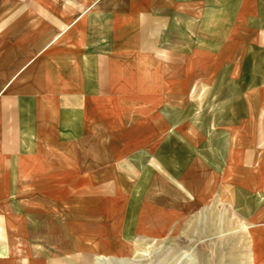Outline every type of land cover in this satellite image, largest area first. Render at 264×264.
<instances>
[{
    "label": "crops",
    "instance_id": "1",
    "mask_svg": "<svg viewBox=\"0 0 264 264\" xmlns=\"http://www.w3.org/2000/svg\"><path fill=\"white\" fill-rule=\"evenodd\" d=\"M176 231L264 264V0H0V264Z\"/></svg>",
    "mask_w": 264,
    "mask_h": 264
},
{
    "label": "rangeland",
    "instance_id": "2",
    "mask_svg": "<svg viewBox=\"0 0 264 264\" xmlns=\"http://www.w3.org/2000/svg\"><path fill=\"white\" fill-rule=\"evenodd\" d=\"M194 238L193 232L177 231L159 240L139 238L126 254L97 259V264H250L246 240H235L234 248L226 249L217 240L196 245Z\"/></svg>",
    "mask_w": 264,
    "mask_h": 264
},
{
    "label": "bare ground",
    "instance_id": "3",
    "mask_svg": "<svg viewBox=\"0 0 264 264\" xmlns=\"http://www.w3.org/2000/svg\"><path fill=\"white\" fill-rule=\"evenodd\" d=\"M97 259H99L100 262H102L105 258H104V257H99V258H97Z\"/></svg>",
    "mask_w": 264,
    "mask_h": 264
}]
</instances>
